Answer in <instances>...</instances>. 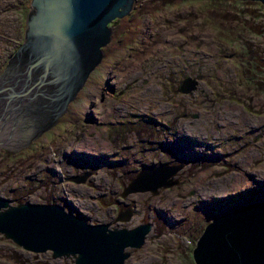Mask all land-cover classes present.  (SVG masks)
I'll return each mask as SVG.
<instances>
[{"label": "rangeland", "instance_id": "374dc122", "mask_svg": "<svg viewBox=\"0 0 264 264\" xmlns=\"http://www.w3.org/2000/svg\"><path fill=\"white\" fill-rule=\"evenodd\" d=\"M30 1L0 0V74L24 41L20 15L27 8L28 13ZM170 1L144 0L147 17L138 14V6L117 22L121 34H115L106 58L59 124L0 154V197L13 204L75 206L89 222L111 228L119 211L134 206V216L117 221L119 228L142 222L153 227L141 248L129 249L126 264H195L192 249L205 219L264 199V97L242 90L241 69L215 39L204 13L196 11L195 0ZM23 2L28 6L21 7ZM240 5L249 9L251 4H231L230 12ZM207 19L214 22L217 16ZM255 38L264 49V36ZM109 77L110 83L118 81L114 91L106 86ZM188 77L196 87L189 84L184 92ZM95 97L98 119L87 109ZM178 130L186 138H179ZM86 135H100L102 141L90 149ZM165 146L177 153L172 157ZM74 150L89 153L78 156ZM182 159L186 163L175 177L178 184L157 195L122 197L142 164ZM119 160L123 169L114 167ZM89 171L85 182L73 180ZM221 195L226 198L218 200ZM230 195L236 198L228 200ZM0 264H74V258L30 252L0 234Z\"/></svg>", "mask_w": 264, "mask_h": 264}, {"label": "water", "instance_id": "95a60500", "mask_svg": "<svg viewBox=\"0 0 264 264\" xmlns=\"http://www.w3.org/2000/svg\"><path fill=\"white\" fill-rule=\"evenodd\" d=\"M136 1H30L24 41L0 74V148L17 146L26 131L28 138L59 124L106 58L105 48L115 33L111 24L129 16ZM255 1L264 6V0ZM196 83L188 77L181 89L187 92L189 84L196 87ZM106 86L114 91L109 80ZM89 114L93 117L91 110ZM36 122L38 130L29 132L27 127ZM101 158L105 160L107 154ZM183 168L184 162L144 163L122 197L135 192L157 195L179 183L175 177ZM91 174L73 180L82 183ZM241 205L207 223L192 249L195 264H264V199ZM73 208L59 203L13 204L0 197V234L30 252L73 257L74 264H126L129 249L141 248L153 227L150 222L120 228L94 224ZM134 213L135 207L128 206L119 211L116 221L128 222Z\"/></svg>", "mask_w": 264, "mask_h": 264}, {"label": "trees", "instance_id": "16d2710c", "mask_svg": "<svg viewBox=\"0 0 264 264\" xmlns=\"http://www.w3.org/2000/svg\"><path fill=\"white\" fill-rule=\"evenodd\" d=\"M167 0H163L166 2ZM171 0L170 2H172ZM188 2L189 0H184ZM206 1V6L198 4L195 0L193 3L196 7L197 12L204 13V22L210 26L211 32L217 39L220 44L230 52L232 55V63L236 62V65L241 69L245 75H243L241 70L239 71V78L243 81V88L245 92H248L250 95L255 93L256 95H262L264 97V49L261 44H259L255 38V35L258 37L264 36V6L260 1L255 0H204ZM137 2V1H136ZM142 2V3H139ZM144 0H138L135 5V9H138L141 12H138L141 16L147 17V11L145 10ZM250 3L249 9H244L243 5L239 6V9L231 13L235 7H232L231 4L239 3ZM139 3V4H138ZM167 4V2H166ZM28 6L26 2L21 4ZM201 6V7H200ZM210 9H207V8ZM217 10H214L212 8ZM28 9V8H27ZM21 10V20L24 22L26 16V10ZM134 9V10H135ZM133 10V12H134ZM219 10V11H218ZM132 12V13H133ZM129 15V17L132 15ZM212 14L217 16V20L210 22L207 19V15ZM120 21V20H117ZM116 21V22H117ZM115 22V23H116ZM146 25V23H145ZM107 48H105V51ZM182 88V86H181ZM234 100L237 101L234 97ZM250 100H247V103ZM245 105V102L243 103ZM145 141V140H144ZM154 144V143H153ZM167 147V146H165ZM167 152L173 157L177 151H173L172 148H166ZM6 152L5 149L0 150V154ZM180 160V159H179ZM186 163L184 159L181 160ZM163 162V161H161ZM171 162V161H165ZM124 166V163L121 160L117 161L114 167ZM118 169H123V167H118ZM137 170H134V172ZM128 173V170H126ZM132 174L131 176H133ZM200 214V213H199ZM211 217L205 219V223L211 221ZM204 225V227L207 225ZM203 227V229H204ZM194 243V242H193Z\"/></svg>", "mask_w": 264, "mask_h": 264}, {"label": "bare ground", "instance_id": "6f19581e", "mask_svg": "<svg viewBox=\"0 0 264 264\" xmlns=\"http://www.w3.org/2000/svg\"><path fill=\"white\" fill-rule=\"evenodd\" d=\"M117 20H121V19H117ZM116 20V21H117ZM115 21V22H116ZM112 23L111 25H113V26H115V33H114V37H115V34H121V32H122V29L119 31L118 30V24H116L117 22H120V21H117L116 23ZM120 26H121V24H119ZM8 63V62H7ZM7 65V64H6ZM114 78H116L117 79V75L115 74V77ZM145 81L147 82L148 80L147 79H145ZM114 82V84H115V86L118 88V86H117V84H118V81H113ZM112 84V83H111ZM183 92V91H182ZM103 93L100 91V95H102ZM104 95H105V92H104ZM99 101V98L98 97H95V100L92 102V105H90L87 109H90L91 110V112H92V114H93V116L94 117H96L97 119H98V117H97V115H96V113H95V107H94V104H96L97 102ZM125 110H126V108H124ZM131 119H133V118H131ZM137 119V118H136ZM88 120V119H87ZM89 121V120H88ZM96 122V121H95ZM37 123V122H36ZM38 124L39 123H37V124H32L31 126H28L27 128H29L28 129V131L29 132H31V133H33L34 131H36V130H38ZM178 137L179 138H186V135L185 134H180V133H182L180 130H178ZM30 133V134H31ZM22 136V138H26L28 135H27V131L25 132V133H23V134H21ZM204 135V134H203ZM14 136H17L16 134L14 135ZM178 137L176 138V140L178 139ZM102 141V138H101V136L100 135H96V136H93V137H90L89 135H86L85 136V138H84V143H85V145H88L89 146V148L90 149H92L91 147H94L93 145H95L96 143H97V141ZM196 142H197V140H196ZM172 146H173V144L172 143H170ZM98 146V145H97ZM107 148H109V147H107ZM84 149V148H83ZM83 149H81V150H83ZM195 149V151H194V154L196 153V148H194ZM197 149H199V146L197 145ZM94 150H96V148H94ZM82 152H86V151H82ZM202 154H204L205 153V150L204 151H202L201 152ZM252 154H255V153H252ZM236 180L235 181H239L240 180V176L239 175H236ZM235 181H233V182H230V184H238L237 182H235ZM223 199H225V195H221V196H218V200H223ZM177 208H179V207H177ZM114 222L116 223L113 227H119L120 226V224L116 221V220H114Z\"/></svg>", "mask_w": 264, "mask_h": 264}, {"label": "built area", "instance_id": "2783aa9c", "mask_svg": "<svg viewBox=\"0 0 264 264\" xmlns=\"http://www.w3.org/2000/svg\"><path fill=\"white\" fill-rule=\"evenodd\" d=\"M114 78V77H113ZM109 81H110V77H109V79H108ZM113 85H115L114 83H112ZM116 89H117V87H116ZM78 151H80V150H78ZM80 152H82V151H80ZM87 152V151H86ZM87 153H89V152H87ZM99 154H97L96 156H98ZM60 200H62V198H60Z\"/></svg>", "mask_w": 264, "mask_h": 264}, {"label": "flooded vegetation", "instance_id": "af4514ba", "mask_svg": "<svg viewBox=\"0 0 264 264\" xmlns=\"http://www.w3.org/2000/svg\"><path fill=\"white\" fill-rule=\"evenodd\" d=\"M26 17V16H25ZM148 23H150V22H148ZM24 24H25V20H24ZM107 48V47H106ZM98 69H99V67H98ZM110 69H112V68H110ZM116 89V86L114 85V90Z\"/></svg>", "mask_w": 264, "mask_h": 264}, {"label": "clouds", "instance_id": "9594fccd", "mask_svg": "<svg viewBox=\"0 0 264 264\" xmlns=\"http://www.w3.org/2000/svg\"><path fill=\"white\" fill-rule=\"evenodd\" d=\"M181 90H182V89H181ZM173 142H175V141L173 140ZM178 160H179V159H178ZM181 162H182V161H181ZM181 162H180V163H181ZM170 164H171V163H170ZM152 166H153V165H152Z\"/></svg>", "mask_w": 264, "mask_h": 264}]
</instances>
